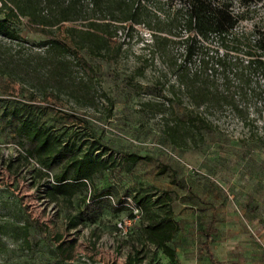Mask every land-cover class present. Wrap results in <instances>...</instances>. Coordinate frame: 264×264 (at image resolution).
Instances as JSON below:
<instances>
[{
    "label": "rangeland",
    "instance_id": "rangeland-1",
    "mask_svg": "<svg viewBox=\"0 0 264 264\" xmlns=\"http://www.w3.org/2000/svg\"><path fill=\"white\" fill-rule=\"evenodd\" d=\"M158 1L165 16L181 6ZM232 11L244 16L236 32L264 31V0H234ZM13 26L24 49L1 42L0 223L27 222L29 247L5 238L0 264H169L146 241V219L133 200L146 193L156 201L165 192L179 226L169 243L178 264H264V105L248 101L246 124L229 108L210 109L203 118L212 128L199 133L193 127L187 145L176 147L165 123L197 112L178 93V47L169 58H152L142 41L150 37L139 26L130 37L126 31L111 37L109 54L99 58L76 52L64 33L66 27L84 28L82 21L51 33L22 18ZM50 38L71 50L74 83H66V91L81 96L89 90L94 105L78 104L63 92L36 91L2 73ZM250 80L251 90L264 84L257 75ZM22 118L74 140L78 155L100 156L107 169L71 199L54 197L49 189L60 166L45 170L28 157L31 145L16 133ZM130 154L141 160L129 166L124 159Z\"/></svg>",
    "mask_w": 264,
    "mask_h": 264
},
{
    "label": "trees",
    "instance_id": "trees-1",
    "mask_svg": "<svg viewBox=\"0 0 264 264\" xmlns=\"http://www.w3.org/2000/svg\"><path fill=\"white\" fill-rule=\"evenodd\" d=\"M174 1L181 6L165 16L158 0H0V48L1 42L7 41L16 42L20 51L24 49L13 26L20 18L48 33L64 23L84 22V28L66 27L64 33L76 52L85 50L99 58L109 54L110 38L118 32L126 31L130 37L137 27L146 29L150 39L142 41L152 58H169L172 48L178 47V93L197 112L186 120L178 117L171 125L165 123L164 132L171 144L183 147L193 137V127L199 133L212 128L203 118L210 109L229 108L246 124L248 120L242 111L247 110L248 101H255V107L264 105V84L257 82L252 90L249 88L253 75L264 83V31L236 32L244 16L233 13L234 0ZM149 3L153 8H149ZM36 46L38 51L18 58L12 68L2 73L28 83L36 91L63 92L78 104L94 105L89 90L81 96L75 89L66 91V83L71 80L74 83L69 46L55 38ZM233 81L236 86H232ZM16 133L31 145L27 155L35 158L42 169L60 166V172L52 175L49 189L54 197L71 199L87 188L95 174L108 167L100 156L78 155L75 151L79 145L74 140H65L30 118L19 120ZM124 160L133 166L141 158L130 154ZM133 200L142 219H146L142 228L146 241L160 250L169 264H178L175 250L169 244L179 230L172 217L169 194L165 192L154 201L146 193H136ZM8 215L13 217L16 213ZM213 225L212 219L207 226V241ZM5 238L28 248L27 222L9 219L0 223V253L8 249Z\"/></svg>",
    "mask_w": 264,
    "mask_h": 264
}]
</instances>
